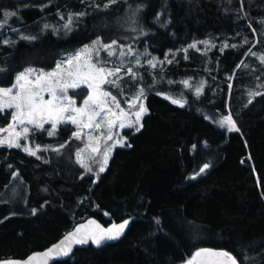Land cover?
Returning a JSON list of instances; mask_svg holds the SVG:
<instances>
[{"label": "trees", "instance_id": "16d2710c", "mask_svg": "<svg viewBox=\"0 0 264 264\" xmlns=\"http://www.w3.org/2000/svg\"><path fill=\"white\" fill-rule=\"evenodd\" d=\"M81 4L0 0V25L7 11H16L37 36L0 43V87H11L28 67L53 70L57 61L100 37L122 42L119 35L137 31L124 19L135 5L144 8L142 22L149 32L140 47L148 46L151 56L163 63L138 71L148 114L139 132L125 131L126 145L114 150L98 180L77 162L80 145L70 125L60 126L55 137L34 131L31 138L46 148L39 158L22 148L0 147V261L24 260L93 217L108 227L128 220L126 236L103 249L77 250L56 264H185L200 248L227 251L239 264H264V95L244 101L241 87L250 80L240 78L249 52L261 46H253L254 34L264 39V0ZM60 8L84 13L77 29L68 36L41 33L38 24L47 15L55 20ZM113 30L121 33L112 35ZM241 31L248 41L244 46L205 55L190 47ZM185 50L178 62L165 63ZM189 78L207 81L203 94L177 93ZM162 95L187 103L181 107ZM230 114L239 131L217 126ZM10 118V112L0 114V126ZM206 163L210 167L201 173ZM16 187L20 193L13 198Z\"/></svg>", "mask_w": 264, "mask_h": 264}, {"label": "snow or ice", "instance_id": "6c2138e0", "mask_svg": "<svg viewBox=\"0 0 264 264\" xmlns=\"http://www.w3.org/2000/svg\"><path fill=\"white\" fill-rule=\"evenodd\" d=\"M115 2L116 0H110V3ZM108 6L105 5L106 8ZM7 15H14V13ZM78 15H84V13ZM71 24L72 21L69 20L65 28H69ZM47 27L45 25V28ZM21 39L32 40L35 38L22 36ZM115 43L113 41L112 44H104L97 39L91 45H85L77 53L69 54L66 60L57 61L55 69L50 72L28 67L16 75L15 83L11 87H0V112H4L6 109L12 110L11 123L5 128H0V133H7L6 136H0V147L6 145L8 148H22L29 155L37 156L41 150L40 145H35V149H33L30 145H22L20 142L21 138L28 139L29 126H31V130L41 131L45 130V124H51V131H48L47 134L52 136L60 124L75 125L72 135L77 140L83 139L84 130L88 129L85 149H80L76 153L77 162L81 167L91 172L92 166L88 161L93 160L95 155H102V159L96 161L99 164V170L96 173L98 178L99 173L105 171L114 148L117 145L124 146L126 137H120L115 130L128 127L135 128L138 132L143 127L141 120L148 111L143 103L145 98L143 88H140L133 96L129 107L136 110L130 112L121 107L117 96L104 87L109 85L122 91L119 73L124 69L122 66L106 67L107 62L94 57L93 53L106 50L109 56H115L116 52L113 49ZM195 46V44L190 45V47ZM124 55L123 52L120 53L121 58ZM260 59L264 62V56H261ZM136 63L139 64V60ZM149 64L153 68L156 67L152 60H149ZM127 73L132 76L136 75L131 68H127ZM82 87L85 91L73 93L82 99V106L77 107V101L72 95H69V89L75 90ZM200 93L201 88H197L196 95L199 96ZM46 95L50 98L45 99ZM249 95L255 97L264 95V93L250 92ZM166 98L171 99L170 97ZM172 103L184 106L180 100L172 99ZM221 125L227 126L230 131H239L231 115L225 116ZM18 128L19 130H17ZM109 141L112 143H108ZM102 144L103 152L101 151ZM86 150H90L87 160L82 155ZM55 151L59 152L60 149L57 148ZM37 158L39 157L37 156ZM209 167V164H204L200 172H204ZM191 178L195 179V176ZM128 224L129 221L125 220L120 224L113 223L109 228H103L96 221H89L88 225H80L74 231L67 233L59 243L41 254H34L27 261L5 260L0 261V264H37L38 257H41L39 264H49L50 260L55 257L67 256L74 244H86L91 241L100 246L105 241L119 239ZM186 264H238V261L227 251L200 248L186 261Z\"/></svg>", "mask_w": 264, "mask_h": 264}, {"label": "rangeland", "instance_id": "374dc122", "mask_svg": "<svg viewBox=\"0 0 264 264\" xmlns=\"http://www.w3.org/2000/svg\"><path fill=\"white\" fill-rule=\"evenodd\" d=\"M91 2L98 4L101 2L105 3L106 0H80V3H82L83 5L85 3L89 5V3H91ZM10 13H14V15H7L5 17V20L1 24L2 27H0V43H5V41H7V43L16 44L19 41L25 40V39H21L22 36L34 37L35 39H32V40H36L37 36L33 35L35 29H32V28H29L28 26H25V23L22 20L20 14L18 12H16V11H7L6 12V14H10ZM79 13H82V12L73 13V9H69V11H67V13H64V11L60 8V10H57V12L55 13L56 16L53 17L55 20H52V21L49 20L48 18H50L51 16L47 15L43 18L44 22L42 24H38L40 27L41 33L51 32V33H54L55 35H58V36H60V35L68 36L69 34L73 33L77 29V20H79V17H80V15H78ZM143 17H144V8L139 7V6H135V5L130 6L127 9V11H125V13H124V19L129 21V22H133L137 27V31L135 32L133 30V32L130 35H124V36L119 35L122 42H120L118 40H114L116 42L115 45H113V49L116 52L115 56H109L108 51H106V50H101L98 53H93L94 57L102 59V60L107 62L105 65L106 67H109V68H115L117 66L123 67L124 70L119 73L122 91H121V89L111 87L109 85H105L104 87L106 90L111 91L113 95L117 96V99L120 101L121 107H123L126 111H130V112H134L136 110L134 108H130L129 104H130L133 96L138 92V90L140 88H143L145 96L147 94V92L145 90V84L138 82V79L143 77L142 75L138 74L139 69L140 68H146V69L148 68L149 69V70L147 69L148 71H152L153 69L159 68L163 65V63H161L162 62L161 60H157L155 57L151 56L150 49L148 48V46H146L145 48L140 47L141 41L149 35V32L146 30V28L144 27L143 22H142ZM69 20L72 21V24L70 25L69 28L66 29L65 25L68 24ZM249 23H251V22H249ZM261 24H264V23H261ZM45 25H47L48 27L45 28ZM250 26H251V24H250ZM252 29H253V27H252ZM37 31H39V30H37ZM253 31H254V29H253ZM262 31L264 32V26L262 28ZM115 32L116 31L113 30V31H111V34L113 35V34H115ZM118 33H121V32L117 31L116 34H118ZM254 36H255V40H254L253 46H255L257 43L258 44L261 43V46H259L258 50L249 52L246 60L244 61L242 71H240L241 72L240 78L242 77L243 79H247V80L249 79L250 80V81H246L245 83H243V86L241 87L242 98L244 101H246L248 103L250 100L252 102L256 98L261 96V95H258L255 97H251L249 95L250 92L264 93V62H262L260 59L261 56H264V39H262L260 41L259 36L256 33L254 34ZM98 39L101 40L104 44H112V42H105L103 40V37H100ZM32 40H26V41H32ZM205 42H207V43H205ZM247 43H248V41L244 38V36H242V31H241L237 35H233L230 38L227 36H224L221 40H216V39L211 38V39H208L207 41L199 42L196 44L195 49L201 51L205 55L214 49H219L220 51H224L228 48H231L233 45L244 46ZM91 44H88V45H91ZM225 45H227V47H225ZM84 47H82L81 49H83ZM81 49H79L78 51H80ZM129 49H131V52H129ZM77 52H75V53H77ZM121 52H123L125 54L123 56V58H121V56H120ZM185 52H186V50L184 52H181V53H174L171 56L167 57L164 61L168 65L170 64L169 61H171V63L178 62L181 57L186 56V55L182 54ZM75 53H73V54H75ZM66 59H62V60H66ZM137 60H139V62H140L139 64L136 63ZM149 60H152L156 64L155 68L151 67V65L149 64ZM127 68H131L132 72L135 73L136 75L135 76L129 75L127 73ZM50 71H52V70H50ZM50 71H45V72H50ZM232 81L233 80H231V85H230L231 88H232ZM185 82H187V83H185ZM182 85H183V87L177 91V93H181V97L184 95L187 96V93H191L192 95H196V89L197 88H201V93H200V95H201L204 93V90L207 87V81L204 79H200V78H189V79H186L185 81H183ZM83 91H85V89L83 87L81 89H75V90L69 89V95H72L73 98L77 101V107L82 106V99L78 95H73V93L74 92H81L82 93ZM162 96L165 98L169 97L167 95H162ZM49 98L50 97H48L47 95L45 96V99H49ZM167 99L172 102L173 97L171 99H169V98H167ZM174 99L182 101L184 106L187 103V99L183 100L180 97H176ZM143 103L147 107V103H146L145 98L143 100ZM6 112L11 113L12 110L6 109L4 112H0V114L4 115ZM146 114H148V111L144 114V116L141 120V123H143V119L146 116ZM232 118H233V116H232ZM222 120L223 119H221L217 122V126L223 128L229 132H235V130L230 131L227 126H222L221 125ZM233 120L235 121L234 118H233ZM10 123H11V118H10L9 124ZM8 125H5L4 127L0 126V128H5ZM62 125H66V124L58 125L56 133L52 136H49L47 134L48 131H51V124H45V130H41L39 132H46V134L49 137H55L57 135L58 129ZM67 125L72 126L75 130V125H71V124H67ZM29 127H30V132L28 134V139L24 140L23 138H21L20 142L22 145H30L31 147H33V149H35V145H37L38 143L36 141H34L31 137H32L34 131H36V130H31V126H29ZM236 127L239 128L237 122H236ZM17 130H19V128ZM128 130H133L135 133L137 132L135 130V128H128V127H125L124 129L117 128L115 131H116V134L119 135L120 137H126L125 131H128ZM84 132H85V135H84L83 139H81V140H77L73 136V138L80 145L77 151H79L80 149H85V145L87 143L86 133L88 132V129H85ZM6 135H7V133H0V136H6ZM126 142H127V138L124 141V146L126 145ZM108 143H112V142L109 141ZM118 147H121V146L117 145L114 148V150ZM40 148H41V150L37 153V155H39V153L41 151L46 149L45 147H43L41 145H40ZM114 150L112 151V153L114 152ZM101 151L103 152V144L101 145ZM112 153H111V156H112ZM89 154H90V150H86L82 153L83 157L86 160H87ZM111 156H110V158H111ZM101 159H102V155H95L93 160L88 161L92 166L91 172H88L85 168L82 167L83 169H85L87 174L93 175L96 180H98V178H99V177L97 178V176H96V173L99 170V164L96 163V161H99ZM106 168H107V166L105 167V170H106ZM100 173H102V172H100ZM100 173H99V176H100ZM19 193H20L19 187H16L12 191L11 195L13 198H16L19 196Z\"/></svg>", "mask_w": 264, "mask_h": 264}, {"label": "water", "instance_id": "95a60500", "mask_svg": "<svg viewBox=\"0 0 264 264\" xmlns=\"http://www.w3.org/2000/svg\"><path fill=\"white\" fill-rule=\"evenodd\" d=\"M93 220L96 221V223H98L99 225H101L103 228H109V227H111V226H109V227H108V226H105L101 221H99L98 219L92 217V218H88V219H86V220H84V221H82V222L76 224L75 227H74L72 230H70L69 232L74 231V230H75L77 227H79L80 225H88L89 221H93ZM129 224H130V222H129ZM129 224H128L127 228L125 229L124 234H123L119 239H117V240H111V241H105V242L102 243L100 246H97L96 244H94V243L91 242V241H89V242L86 243V244H74V245L72 246V250H71V252H70L67 256H59V257H55V258H53V259L50 260L49 264H56V263H59V262L67 261V260L71 259V258L74 256V254L76 253L77 250H80V249H87V248H89V247H93L94 249L99 250V249H103V248H106V247L111 246V245H115V244H117L118 242H120V241L126 236L127 231H128V229H129ZM69 232H68V233H69ZM66 234H67V233H66ZM66 234H65V235H66ZM65 235H64V236H65ZM64 236H63L62 238H60L57 242H55V243H53L52 245H50L48 248H46V249H44V250H42V251L34 252V253H32L29 257L33 256L34 254H41V253L47 251L50 247H52L53 245L59 243V242L64 238ZM29 257H28V258H29ZM28 258H26V259H24V260L10 258V259H4V260H1V261H5V260L27 261ZM40 259H41V257H38V258H37V264H39V260H40ZM238 264H239V263H238Z\"/></svg>", "mask_w": 264, "mask_h": 264}]
</instances>
